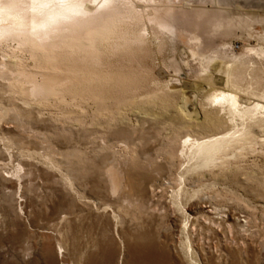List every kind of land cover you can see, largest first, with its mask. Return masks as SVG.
Returning <instances> with one entry per match:
<instances>
[{
	"label": "rangeland",
	"instance_id": "1",
	"mask_svg": "<svg viewBox=\"0 0 264 264\" xmlns=\"http://www.w3.org/2000/svg\"><path fill=\"white\" fill-rule=\"evenodd\" d=\"M157 4L162 13L159 22L135 28L138 39L107 50L98 60L97 65L107 76L100 86L101 96L95 94L85 102L82 113L73 119L57 122L70 127L71 136L48 131L47 122L37 124L38 134L24 135V147L49 152L62 160L63 172L71 171V166H85L74 181L88 196L87 201L99 206L93 211L78 204L75 213L68 215L70 221L60 224L66 240L63 264H79L81 253L97 252L91 246L93 242L101 239L104 244L111 228L110 208L103 210L106 202H112L120 213L121 229L129 235L142 230L156 237L175 232V228L165 230L151 215L153 205H148L147 212L142 211L144 201L128 191L119 190L118 196L110 198L104 182L106 169L112 166L122 173L130 169V181H148L146 186L150 188L151 183L159 185L161 194L166 182L174 185L179 181L183 136L205 137L231 126L218 106L206 105L208 95L230 90L264 105V54L246 50L264 49V0H157ZM151 8L143 10L150 12ZM162 20L167 26L160 23ZM219 24V29H214ZM233 54L241 57L232 66V83L228 87L224 80ZM183 92L194 95L191 117L180 111ZM152 96L155 98L149 100ZM188 107L192 109L191 104ZM59 110L54 106L43 109V116L56 115ZM100 112L109 114L100 116ZM260 122L251 125L244 148L229 149L222 157L224 162L183 177L187 188L201 187L199 195L209 198L204 202L205 210L215 207L222 214L242 220L241 224L246 222L244 232L234 229L233 238L248 242L247 253L226 255L222 264H264V120ZM7 124L0 122V127ZM23 150L17 144L5 148L0 141V264H50L47 253L55 252L58 233L48 220L52 218L55 223L58 219L49 209L57 201L59 174L37 159L23 157ZM72 150L80 152L84 161L65 158V153ZM20 160H27L36 170L27 174L20 171L22 176L16 177L12 172ZM42 171L50 176L47 178ZM14 190L16 193L10 197ZM162 193L163 198H155L152 204L163 201L166 194ZM21 203H26L23 230L16 225L22 223L18 213ZM218 237L224 247L226 235ZM130 240L133 242V238ZM111 248L115 249L114 256L98 264H119L120 247ZM129 260L125 253L122 264H131ZM80 264L86 263L82 259Z\"/></svg>",
	"mask_w": 264,
	"mask_h": 264
},
{
	"label": "bare ground",
	"instance_id": "2",
	"mask_svg": "<svg viewBox=\"0 0 264 264\" xmlns=\"http://www.w3.org/2000/svg\"><path fill=\"white\" fill-rule=\"evenodd\" d=\"M146 6L152 7L150 12L143 10ZM161 15L157 0H0V122L12 123L0 127V141L5 148L19 145L25 149L22 151L23 157L37 159L59 174V181L56 182L60 187L55 189L58 192L57 201L49 209L52 216L57 214L55 223L52 218L48 221L59 236L55 239V252L47 253L50 264H63L66 240L64 232L60 231V224L70 221L68 215L75 213L73 210L78 204L88 206L93 211L98 210L99 206L94 201H87L88 196L74 181L85 166H71V171L63 172L62 160L49 152L38 153L24 147V135L33 132L38 134L37 124L47 122L48 131L55 135L71 136L73 130L57 122L65 123L78 116L85 102L95 94L100 95V86L107 79L97 65L102 54L117 49L122 43L138 39L139 33H136L135 28L139 29L146 22H156ZM164 16L170 18L168 14ZM160 23L167 26L166 21ZM246 50L257 55L264 54L262 47H246ZM240 57L233 54L229 59L224 80L228 87L232 83V66ZM184 92L180 111L185 117H191L195 109L194 95H184ZM154 98L152 96L149 100ZM195 102L198 105L197 100ZM189 104L193 110L188 107ZM206 105L213 108L218 106V111L226 116L231 126L226 131L219 130V133L205 137L183 136L179 181H175L174 185L170 182L164 184L166 196L163 201L152 204L155 198L162 197L163 191L160 194V189H157L159 185L153 183L150 184L151 188L147 187L148 181H130L133 176V173L127 175L130 169L122 173L111 166L105 171L104 182L110 198L117 195L119 190L121 193L128 191L144 201L142 211L147 212V207L153 205L151 215L165 230L175 228V232L169 236L156 237L142 230L129 235L121 229L120 213L112 202H106L103 210L110 208L108 217L111 220V228L106 232L107 241L104 244L101 239L93 242L91 246L97 248V252L81 253L79 264L82 259L86 264L109 261L115 250L111 247L115 245L120 247L119 264H122L125 253L129 255L131 264H222L226 255L234 257L237 253L241 256L247 253L248 242L244 239L238 242L233 238L234 229L244 232L246 222L241 224L239 222L242 220L222 214L215 207L205 210L204 202L209 198L199 195L201 187L187 188L183 177L184 174L224 162L222 157L229 149L244 148L249 142L251 125H258L264 120V105L252 103L230 90L215 91L208 95ZM53 106L61 110L56 115L44 117L43 109ZM108 114L100 112L98 115ZM79 153L76 150L69 151L65 153V158H78L82 162L83 156L80 157ZM30 165L27 160L18 161L13 175L20 178V171H23L22 174L33 173L36 169ZM42 172L47 178L50 176ZM167 186L169 190H164ZM16 191L10 192V197ZM20 205H23L19 206L18 212L22 223L16 222V225L18 228L22 226L23 230L26 203ZM223 234L226 235L224 247L237 250L233 252L221 247L217 238ZM130 238H133V242Z\"/></svg>",
	"mask_w": 264,
	"mask_h": 264
},
{
	"label": "clouds",
	"instance_id": "3",
	"mask_svg": "<svg viewBox=\"0 0 264 264\" xmlns=\"http://www.w3.org/2000/svg\"><path fill=\"white\" fill-rule=\"evenodd\" d=\"M8 7H12L11 5H9Z\"/></svg>",
	"mask_w": 264,
	"mask_h": 264
}]
</instances>
